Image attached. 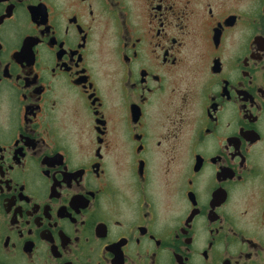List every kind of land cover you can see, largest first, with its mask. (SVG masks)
Returning <instances> with one entry per match:
<instances>
[{
  "label": "flooded vegetation",
  "instance_id": "1",
  "mask_svg": "<svg viewBox=\"0 0 264 264\" xmlns=\"http://www.w3.org/2000/svg\"><path fill=\"white\" fill-rule=\"evenodd\" d=\"M0 264H264V0H0Z\"/></svg>",
  "mask_w": 264,
  "mask_h": 264
}]
</instances>
